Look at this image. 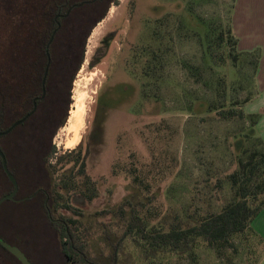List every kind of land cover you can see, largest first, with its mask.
I'll return each instance as SVG.
<instances>
[{
    "label": "rangeland",
    "instance_id": "obj_1",
    "mask_svg": "<svg viewBox=\"0 0 264 264\" xmlns=\"http://www.w3.org/2000/svg\"><path fill=\"white\" fill-rule=\"evenodd\" d=\"M230 28L242 57L225 55L220 66L214 36ZM99 51L101 61L92 67ZM154 51L158 58L152 61ZM247 97L246 112L257 116L256 134L249 122L221 120L207 108ZM63 100L67 108L72 104L52 140L55 183L69 169L80 180L79 166L70 162L78 156L69 153L78 149L82 161L89 148L86 172L97 189L92 201L74 202L71 211L60 208L55 215L77 221L69 229L89 261L79 264L264 263V237L251 231L236 239V252L219 256L201 243L182 258L147 255L127 236L133 206L159 227L194 222L233 200L227 176L246 148L259 145L258 138L264 144V0H117L92 29L85 61ZM71 115L79 121L80 141L69 148L75 139ZM28 217L23 206L7 207L2 232L27 235ZM46 230L56 240L53 263L46 261L68 264L58 249L60 237ZM47 248H35L41 260ZM9 261L2 264H15Z\"/></svg>",
    "mask_w": 264,
    "mask_h": 264
},
{
    "label": "trees",
    "instance_id": "obj_2",
    "mask_svg": "<svg viewBox=\"0 0 264 264\" xmlns=\"http://www.w3.org/2000/svg\"><path fill=\"white\" fill-rule=\"evenodd\" d=\"M116 1L0 0V132L8 131L25 118L37 103L36 111L24 123L0 136V149L19 184L15 199L0 206V238L19 247L32 264L36 263L22 246L24 243L32 248L39 264H51L46 258L51 261V249L56 240L46 229L60 237L58 249L68 264L89 263L83 248L74 244V234L69 229L77 221L64 217L57 219L55 215L60 208L71 211L74 202H90L97 196L92 178L86 172L85 158L89 156L90 149L82 161V153L78 149L69 153V156L74 153L78 156L70 162L79 166L80 180L73 174L75 169H69L60 182L55 183L50 163L57 149L52 140L68 120L72 102L69 100L67 108L62 99L85 61L90 33ZM214 38V46L220 51V56L217 52L214 58L220 57L217 59L220 66L226 63L225 55L233 61L242 57L237 51L238 41L231 28L220 29ZM109 41L111 35L103 39L104 48H108ZM229 48L237 53L229 52ZM100 51L93 58L92 67L101 61ZM155 52L152 61L158 58ZM49 57L46 96L42 98ZM67 92L70 97V91ZM251 100L247 97L233 104L224 101L220 105L210 104L207 108L221 120L249 122L256 134L257 116L248 114L245 109ZM258 139L259 145L246 148L238 158L237 168L227 176L233 200L220 211L208 212L194 222L177 221L157 227L151 225L150 218L140 216L138 206H133L127 213V236H132L150 256L166 253L182 258L195 254L194 249L201 243L215 249L219 256L225 255L229 249L236 252V239L248 231L259 234L253 223L264 209V144ZM14 190L0 157V199ZM20 206L29 216L25 223L27 235H7L1 230L3 212L7 207L15 209ZM39 246L48 247L47 256L42 260L35 250ZM9 260L22 264L0 244V264Z\"/></svg>",
    "mask_w": 264,
    "mask_h": 264
},
{
    "label": "water",
    "instance_id": "obj_3",
    "mask_svg": "<svg viewBox=\"0 0 264 264\" xmlns=\"http://www.w3.org/2000/svg\"><path fill=\"white\" fill-rule=\"evenodd\" d=\"M54 38V36H53ZM52 38V40H53ZM51 40V42H52ZM49 67H50V57H49V63L47 65L46 71H45V75H44V79H43V96L42 98H44L46 96V89H45V85H46V81H47V77H48V73H49ZM37 109V103H34V110L28 114L25 118H23L22 120L16 122L8 131L6 132H0V136H4L8 133H10L15 127L19 126L20 124L24 123ZM0 157L2 158V162H3V168L5 173L7 174L8 178L10 179V181L12 182V184L15 187L14 192H12L9 195H6L4 197H2L0 199V206L8 201V200H14L15 196L19 190V184L17 182V179L15 178V176L11 173V171L9 170L8 167V163H7V159L5 154L3 153V151L0 149ZM0 244L7 249L12 255H14L22 264H32V262L28 259V257L25 255V253L17 246H13L10 245L8 242H6L5 240L0 238Z\"/></svg>",
    "mask_w": 264,
    "mask_h": 264
},
{
    "label": "bare ground",
    "instance_id": "obj_4",
    "mask_svg": "<svg viewBox=\"0 0 264 264\" xmlns=\"http://www.w3.org/2000/svg\"><path fill=\"white\" fill-rule=\"evenodd\" d=\"M71 121H72V123H71ZM69 122L71 123V125H69L70 127L68 126V128H70V132H74L75 133V139H73V141L68 144V147L70 148V147H73V146L77 145L79 143V141H80V138H79V132H78V128H77L78 126L75 125V124H78V122H79V121H77V117H73V115H71V117L69 119Z\"/></svg>",
    "mask_w": 264,
    "mask_h": 264
},
{
    "label": "crops",
    "instance_id": "obj_5",
    "mask_svg": "<svg viewBox=\"0 0 264 264\" xmlns=\"http://www.w3.org/2000/svg\"><path fill=\"white\" fill-rule=\"evenodd\" d=\"M259 220V221H258ZM253 226L255 230L264 237V209L261 212V214L257 217V219L254 221ZM264 264V263H261Z\"/></svg>",
    "mask_w": 264,
    "mask_h": 264
}]
</instances>
